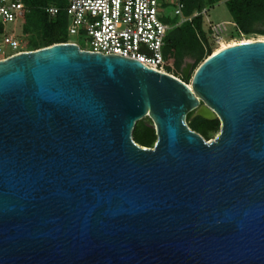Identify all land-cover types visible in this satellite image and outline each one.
I'll return each mask as SVG.
<instances>
[{
	"label": "water",
	"instance_id": "1",
	"mask_svg": "<svg viewBox=\"0 0 264 264\" xmlns=\"http://www.w3.org/2000/svg\"><path fill=\"white\" fill-rule=\"evenodd\" d=\"M0 264H264V40L190 86L75 44L1 59Z\"/></svg>",
	"mask_w": 264,
	"mask_h": 264
},
{
	"label": "built area",
	"instance_id": "2",
	"mask_svg": "<svg viewBox=\"0 0 264 264\" xmlns=\"http://www.w3.org/2000/svg\"><path fill=\"white\" fill-rule=\"evenodd\" d=\"M170 1V5H165L164 0H68L65 8L67 34L85 38L87 47L82 48L77 42L69 40L61 44H75L91 53L135 60L183 81L174 73L173 65L164 54L165 41L173 26L165 22L167 18L162 15L161 8H173V15L179 20L176 26L192 21L199 15L207 18V9L185 18L182 1ZM46 11L54 18L60 9L49 6ZM24 13V0H0V56L4 59L5 56L8 58L26 52L15 28L10 32L6 29L9 24L16 26L21 22L23 25ZM208 23L207 30L215 38L223 35L229 25Z\"/></svg>",
	"mask_w": 264,
	"mask_h": 264
},
{
	"label": "trees",
	"instance_id": "3",
	"mask_svg": "<svg viewBox=\"0 0 264 264\" xmlns=\"http://www.w3.org/2000/svg\"><path fill=\"white\" fill-rule=\"evenodd\" d=\"M184 4L183 16L192 17L194 13H201L204 9L212 7L220 2H225L232 21L236 24L238 31L243 35L258 34L264 36V0H181ZM68 3V2H67ZM65 0H24L25 13L22 25L23 36H28L27 51L50 47L67 41V16ZM49 6L60 9L56 17L51 18L47 13ZM178 19L173 23L166 19L168 25L173 29L168 33L164 54L166 59L173 55L178 64L185 59L194 61V70L198 68L212 53L213 49L209 43L210 32L204 26V17L199 15L180 26H176ZM175 27V28H174ZM26 51V50H25ZM187 84L190 79L183 76ZM193 113L187 116L189 127L202 135L207 141L211 140L210 133L220 131L219 120L207 121L201 117L192 119ZM207 123L205 129L196 125V120ZM150 123L151 120H150ZM141 124L145 138H136L137 127ZM133 138L137 144L152 148L157 140L156 131L151 124L144 121L137 123Z\"/></svg>",
	"mask_w": 264,
	"mask_h": 264
},
{
	"label": "rangeland",
	"instance_id": "4",
	"mask_svg": "<svg viewBox=\"0 0 264 264\" xmlns=\"http://www.w3.org/2000/svg\"><path fill=\"white\" fill-rule=\"evenodd\" d=\"M164 1H165V3H164L165 5H170L172 3L170 0H164ZM65 2L67 3L68 0H65ZM161 12H162V15L164 17L169 19L170 23H173L175 21V17L173 15L174 12H173L172 7H169V6L166 7L165 6L164 8H161ZM208 22H210L212 24L229 23V25L227 26V31L223 35H221L219 38H215V37L210 35L209 43L213 49V53H216L217 50H219L223 45H230L232 43H241V42L246 41V40L247 41L248 40L249 41L264 40V36H262V35H258V34L243 35V34H241L238 31L236 24L232 21L231 14H230L225 2H220V3H218L212 7L207 8V18L204 19V26L206 29L209 26ZM14 28L16 30L17 38L21 42L23 50H26V51L29 50L30 48L27 47L29 37L23 36L21 22L18 23L16 26L13 24H9L8 26H6V29L9 32L12 31ZM66 38L69 41L77 42L80 45V47H82V48L87 47L85 38L76 37V36H69L68 34H66ZM5 58H6V56H5ZM1 59H4V58L2 56H0V60ZM167 61L173 65L174 73L177 76H180L182 78H183V76H185L184 71L189 66L192 67L190 78L192 77L193 73L197 69L196 68L194 70V61L191 59H185L184 61H182L178 64V61L176 60V58L173 55H171V56H169V58H167ZM142 121H144L146 124H151V126H153V124L150 123L149 118H145ZM188 124H189V122H188ZM196 125L200 129H205L207 127V123L203 122L200 119L196 120ZM219 132L210 133V136L212 138L211 140H214L216 138V136L219 134ZM135 137L136 138H145V134L142 132L141 124H139V126L137 127V132L135 133ZM211 140H209V141H211Z\"/></svg>",
	"mask_w": 264,
	"mask_h": 264
},
{
	"label": "bare ground",
	"instance_id": "5",
	"mask_svg": "<svg viewBox=\"0 0 264 264\" xmlns=\"http://www.w3.org/2000/svg\"><path fill=\"white\" fill-rule=\"evenodd\" d=\"M243 42H251V41H249V40L247 41V40H246V41H243ZM223 44H224V43H223ZM235 44H238V43H232V44H230V45H223L219 50H217V52L220 51V50H222V49H224V48H227V47H229V46H233V45H235Z\"/></svg>",
	"mask_w": 264,
	"mask_h": 264
}]
</instances>
